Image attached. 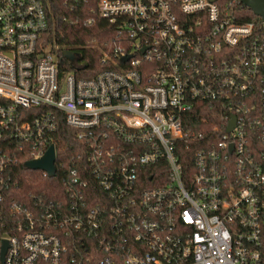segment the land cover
Segmentation results:
<instances>
[{"label": "built area", "instance_id": "obj_1", "mask_svg": "<svg viewBox=\"0 0 264 264\" xmlns=\"http://www.w3.org/2000/svg\"><path fill=\"white\" fill-rule=\"evenodd\" d=\"M237 1L99 0L124 44L76 78L42 42L43 0H0V264H82L84 237L99 264H264V21H235ZM53 112L89 149L65 206L8 194L12 144L40 158Z\"/></svg>", "mask_w": 264, "mask_h": 264}, {"label": "trees", "instance_id": "obj_2", "mask_svg": "<svg viewBox=\"0 0 264 264\" xmlns=\"http://www.w3.org/2000/svg\"><path fill=\"white\" fill-rule=\"evenodd\" d=\"M225 2L229 0H224ZM99 0H43L47 28L42 35V42L46 45H56L61 50H70L74 53V60L69 62L63 60L61 68L71 71L76 78H89L95 76L104 69H115L116 63L111 58L115 48L124 44L123 33L119 32L116 25L101 18L97 13ZM231 16L235 21L246 23L253 21L261 25V19L256 16L240 0L235 2ZM107 56V58H106ZM106 59L103 62V59ZM117 61V60H116ZM207 105V104H204ZM25 120H32L43 112V108H30L21 110ZM55 129L52 133V143L56 152V174L48 177L41 170H32L24 167V162L32 158L28 150H19L21 145L26 149L32 148L31 143L19 142L12 144L15 149L16 159L8 169V175L13 181L8 194L23 198L38 196L64 203L68 201L67 189L73 186L70 183L71 170H79L80 160L89 156L87 145L77 138V130L65 123L64 115L61 112H53ZM198 115V112L196 113ZM194 121L198 117L193 118ZM188 145V147H186ZM198 144L179 141L175 144L177 156H195ZM89 165L86 168L89 173ZM81 178L88 175L79 173ZM83 175V176H82ZM84 193L91 195L88 204L92 206L97 193V186L94 183L88 185ZM21 198V197H20ZM53 201V202H54ZM91 238L84 237V246L78 247L84 255L82 264H99L101 255L95 251ZM88 258V259H86Z\"/></svg>", "mask_w": 264, "mask_h": 264}, {"label": "water", "instance_id": "obj_3", "mask_svg": "<svg viewBox=\"0 0 264 264\" xmlns=\"http://www.w3.org/2000/svg\"><path fill=\"white\" fill-rule=\"evenodd\" d=\"M244 6L248 7L256 16L264 21V0H241ZM66 58L73 59L74 53L70 50L63 51ZM128 56H123L122 61H126ZM234 127V119L229 123L227 131ZM56 153L54 145H50L45 153L37 159L29 160L24 163V167L32 170H41L46 172L47 176L53 177L56 173L55 167ZM6 243V242H4ZM3 249V252L5 251Z\"/></svg>", "mask_w": 264, "mask_h": 264}]
</instances>
